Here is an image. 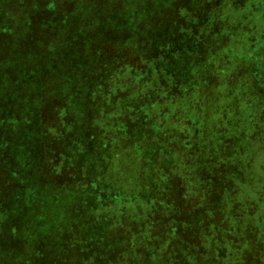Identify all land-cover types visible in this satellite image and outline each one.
Returning a JSON list of instances; mask_svg holds the SVG:
<instances>
[{"label":"rangeland","instance_id":"374dc122","mask_svg":"<svg viewBox=\"0 0 264 264\" xmlns=\"http://www.w3.org/2000/svg\"><path fill=\"white\" fill-rule=\"evenodd\" d=\"M127 1L136 2L82 0L75 6L68 0L61 10L77 7L74 12L82 31L90 25L91 34H102L112 30L109 13ZM154 3L160 18L142 24L143 37L137 33L134 40L114 37L108 57L101 62V70L109 73L110 87L108 94L96 93L97 98L87 102L90 106L102 101L105 106L100 116L96 114L95 132L100 134L92 143L88 162L77 168L76 177L61 178L51 187L41 185L36 198L29 184L14 199L20 207H34L40 201L44 213L56 214L52 230V238L58 239L56 257H64L67 264H77L79 258L80 264H264V0ZM181 3L183 12L178 11ZM193 24L206 51L218 56L217 73L185 59L171 70L178 83L184 72L199 78L198 71L204 69L207 79L192 99L203 109L202 100L221 110L214 119L197 111L193 115L177 98L175 104H165L169 101L163 97L165 92L182 98L185 86H174L175 80L169 85L152 72L150 56L156 46L162 50L160 60L168 66L166 38L173 29L186 31ZM12 42L9 36L0 37L4 48ZM21 49L17 45L7 49L10 64L22 55ZM36 50L47 56L52 48L48 42H38ZM25 57L29 63V54ZM41 68L36 74L38 84L32 83L35 88H28L23 96L27 106L41 96L44 103L49 102L58 90L62 94L61 77L59 81L49 77ZM158 80L165 87L156 86ZM209 80L218 84L229 80L231 85L214 100L219 96L210 92L213 84ZM155 114H166L170 121L192 122L182 132L163 131L162 141L146 139L143 135L150 125L139 118L155 119ZM45 146L57 147L60 155L65 151L59 144ZM154 147L160 149L153 155ZM57 189L63 192L51 203ZM31 224L40 225L39 218L26 216L15 228L25 231ZM72 232L79 234L75 242L70 240ZM147 250L154 260L144 262Z\"/></svg>","mask_w":264,"mask_h":264},{"label":"trees","instance_id":"16d2710c","mask_svg":"<svg viewBox=\"0 0 264 264\" xmlns=\"http://www.w3.org/2000/svg\"><path fill=\"white\" fill-rule=\"evenodd\" d=\"M70 1L75 6L82 3V0ZM67 3L68 0H0V37L9 36L13 41L6 48L0 45V264H67L64 257L62 260L61 257H56L59 255L56 250L58 239L52 238L55 235L52 230L56 214L48 216L44 213L40 208V201L34 207L32 204L20 207L14 196L29 184H32L35 194L41 185L45 187L50 184L51 187L52 182L61 178L76 177L77 168L88 162L92 143L94 141L95 145L100 134L95 132V123L99 119L96 114L99 113L100 116L105 111V106L102 101L91 103L90 106L87 102L97 98L96 93H109L110 81L106 78L109 73L105 74L101 70V62L109 55L106 54L108 46L114 37L121 36L122 41L134 40L137 38L133 36L136 33L139 34L138 37H143L142 24L145 21L154 23L160 18L154 0H136L135 3L127 1L121 9L109 13L111 32L91 34L90 25L86 32L82 31L83 26L79 25L81 21L78 22L77 13L74 12L77 7L73 11L61 10ZM177 5L181 9L179 12L185 10L183 3ZM58 27L61 30L57 31ZM147 27L148 24L143 29ZM172 31L169 38H166L165 48V54L170 58L169 64L166 66L162 63L159 56L162 50L156 46V52L150 56L152 72H157L168 80L167 84L173 85L176 77L171 68L180 59H185L190 60L189 63L192 60L198 62L199 67L210 69L212 74L217 73L218 56L206 51L204 40L195 24L187 26L186 31L184 28ZM38 42L50 43L52 50L47 56L37 53ZM15 45L18 49L22 48L19 52L22 55L10 64L11 53L7 49ZM208 50L212 52L210 48ZM25 54H29V63ZM206 58L212 60L206 61ZM21 60L24 65H20ZM193 66H196L194 62ZM41 67L46 69L49 77L58 81L61 77L62 94L58 90L51 95L49 102L44 103L41 96L27 106L23 96L28 88H35L32 83L35 86L38 84L36 74L39 69L42 71ZM202 68L198 71L202 74L199 78L191 71L178 77V83L185 86L181 90L182 98L171 92H165L163 97L169 100L165 104H175L173 100L177 98L193 115L197 111L214 119V114L221 110L216 111V106L202 100L203 109L192 99V94L200 91L203 87L200 85L208 76L203 74ZM133 82L136 85L139 83L135 80ZM178 83L175 80L174 86ZM212 84L210 92L219 96L214 100L225 95L224 92L229 90L228 85H231L229 80ZM156 86L165 87L159 80ZM95 105L98 107L94 109ZM156 111L157 106L154 112ZM155 115V119L139 118L141 122L150 125V129L143 135L146 139L154 137L162 141L163 131L182 132L192 122L185 120L183 123L181 118L170 121V118L165 117L166 114ZM48 143L63 146V155L57 153V147H46L45 144ZM158 149L160 148H153V155ZM137 151L136 155L139 157L141 153ZM159 153H162L161 150ZM60 162L63 164H59ZM59 168L64 170L57 172ZM62 192L57 189L51 203ZM26 216L39 218L40 225L31 224L29 230L25 231L15 228ZM71 236L70 240L75 242L79 234L72 232ZM69 244L72 245V242ZM144 254L147 256L144 257V262L154 260L149 250L144 251ZM161 257L164 258L163 255ZM80 263L81 258L77 260V264Z\"/></svg>","mask_w":264,"mask_h":264}]
</instances>
